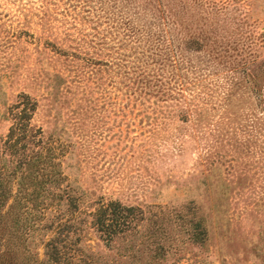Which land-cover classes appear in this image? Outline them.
<instances>
[{"label":"rangeland","instance_id":"374dc122","mask_svg":"<svg viewBox=\"0 0 264 264\" xmlns=\"http://www.w3.org/2000/svg\"><path fill=\"white\" fill-rule=\"evenodd\" d=\"M263 32L264 0H0V156L26 124L84 216L164 222L159 264H264Z\"/></svg>","mask_w":264,"mask_h":264},{"label":"trees","instance_id":"16d2710c","mask_svg":"<svg viewBox=\"0 0 264 264\" xmlns=\"http://www.w3.org/2000/svg\"><path fill=\"white\" fill-rule=\"evenodd\" d=\"M249 81L260 83L255 76ZM261 119L254 136L264 139ZM26 126H18L11 153L0 156V264H159L166 259L160 218L147 226L141 209L119 200H107L84 216L69 190L60 188L61 161L51 147L29 144ZM193 213L196 218L197 210ZM202 220L194 224L197 242L206 237Z\"/></svg>","mask_w":264,"mask_h":264}]
</instances>
